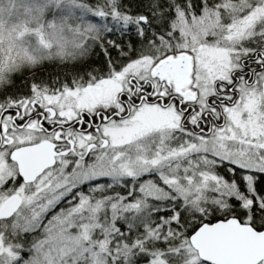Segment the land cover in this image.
<instances>
[{"label":"snow or ice","instance_id":"obj_1","mask_svg":"<svg viewBox=\"0 0 264 264\" xmlns=\"http://www.w3.org/2000/svg\"><path fill=\"white\" fill-rule=\"evenodd\" d=\"M0 264H264V0H0Z\"/></svg>","mask_w":264,"mask_h":264}]
</instances>
